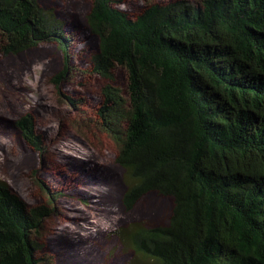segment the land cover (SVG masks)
<instances>
[{"label":"trees","instance_id":"trees-1","mask_svg":"<svg viewBox=\"0 0 264 264\" xmlns=\"http://www.w3.org/2000/svg\"><path fill=\"white\" fill-rule=\"evenodd\" d=\"M123 1L91 0L85 15L97 39L91 71L108 81L96 122L124 171L122 205L150 191L172 204L166 224L119 236L147 264H264V0H175L133 16L115 6ZM71 40L37 0H0V54L55 44L54 85L72 70ZM14 124L42 155L34 117ZM49 212L0 180V264H52L33 238Z\"/></svg>","mask_w":264,"mask_h":264},{"label":"rangeland","instance_id":"rangeland-1","mask_svg":"<svg viewBox=\"0 0 264 264\" xmlns=\"http://www.w3.org/2000/svg\"><path fill=\"white\" fill-rule=\"evenodd\" d=\"M37 1L65 24L72 38V70L53 84L52 78L62 69L61 54L53 43L0 54V180L28 208L46 205L50 209L33 234L37 257L52 264H147L135 257L118 231L131 224H166L172 200L150 191L131 209L122 205L124 171L115 162L114 142L96 122L100 90L108 81L91 71L90 58L97 48L85 20L91 0ZM170 1L175 0H125L115 6L133 16L149 4ZM184 1L195 4L199 0ZM113 75L112 84L124 91L123 70L116 68ZM25 114L34 117L42 155L15 127L14 122ZM63 143H75L86 152L61 150L58 147ZM37 179L55 194V200L50 201ZM73 213L86 215L87 221L75 222L69 215ZM73 225L80 228L74 230Z\"/></svg>","mask_w":264,"mask_h":264},{"label":"bare ground","instance_id":"bare-ground-1","mask_svg":"<svg viewBox=\"0 0 264 264\" xmlns=\"http://www.w3.org/2000/svg\"><path fill=\"white\" fill-rule=\"evenodd\" d=\"M76 145H75V143H72V144H70V143H67V144H65V143H63V145H60L58 148H60L61 150H62V148L63 149H71V150H78L79 152L80 151H83V153L85 154V149H82L81 147H75ZM90 193V192H89ZM91 194H93V193H91ZM90 195V194H89ZM70 215V217H71V219L72 220H75V222L77 221V220H85V221H87V216L86 215H83V214H75V213H73V214H69ZM84 226V225H83ZM78 228H80V225H73V228L72 229H78ZM84 228H86L85 226H84ZM89 231H91V230H86V232H89ZM86 235V234H85Z\"/></svg>","mask_w":264,"mask_h":264}]
</instances>
